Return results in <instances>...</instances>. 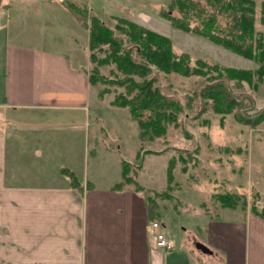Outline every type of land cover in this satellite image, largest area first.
<instances>
[{
	"label": "crops",
	"instance_id": "0c3cea01",
	"mask_svg": "<svg viewBox=\"0 0 264 264\" xmlns=\"http://www.w3.org/2000/svg\"><path fill=\"white\" fill-rule=\"evenodd\" d=\"M50 9L48 24L64 23L81 43L35 34L40 14L0 9V264H264V217L242 212L232 226L208 216L205 237L178 241L132 186L77 170L99 121L88 32L70 8ZM153 221L170 249L156 245Z\"/></svg>",
	"mask_w": 264,
	"mask_h": 264
},
{
	"label": "rangeland",
	"instance_id": "374dc122",
	"mask_svg": "<svg viewBox=\"0 0 264 264\" xmlns=\"http://www.w3.org/2000/svg\"><path fill=\"white\" fill-rule=\"evenodd\" d=\"M17 1L16 4L20 3L18 6L0 5L2 15L16 10L40 14L37 16L40 22L33 32H40L42 36H50L49 32H54L64 41L81 43L78 36L75 42L76 36H72V31L64 23H59V27L48 24L54 15L45 19L49 7L52 8L50 10L70 8L83 25H88L90 17L97 15L106 26L113 29L117 23L116 17H120L160 33L171 40L177 55L187 53L190 65H195V68L201 63L197 59L204 60L208 67L216 65L220 69L228 66L253 71L258 67L257 62L175 27L162 18L159 9L169 11L167 4L172 0ZM184 1V4H188L184 9L185 14L192 15L191 26L199 25L203 21L200 17L205 19L211 12L204 0ZM260 1L255 0L258 9ZM3 2L12 3L10 0ZM171 15L178 16L175 12ZM217 20L221 26L225 25L224 18L219 16ZM255 30L264 31V25L256 21ZM57 49L64 51L68 47L58 45ZM95 52L96 59L104 56L97 50ZM111 68H114L113 64L101 66L98 70L107 76ZM201 69L200 73L183 76L152 68L149 77L154 78L160 92L177 103L181 110L175 114L174 121L166 126L163 135L145 136L143 139L139 138L137 121L131 118L127 108L109 105L113 93L123 92L124 87L113 83L95 84L96 94L92 103L96 106L95 116L99 121H95L90 130L88 165L81 160L77 166L79 172L84 167L88 170L90 181L103 184V181L112 178L129 189L131 186L135 188L133 182L123 181L121 174L122 159L128 161L130 168L134 169L131 175L142 187L138 191L147 206L151 211L157 210L156 217L167 223L170 237L178 241L189 235L205 237L210 216L220 223L234 226L240 224L242 212H251L253 202L258 204L259 210L264 207V120L250 126L235 117L239 114L243 117L259 115L264 111V76L260 78L253 73L251 80L246 81L230 79L220 69ZM218 81H223L241 110L236 107L231 113H218L212 109V103L205 94L216 90L212 85ZM103 87H107L110 94L97 98L98 91ZM144 150L149 153L144 154ZM168 164H171L173 172L170 190H167ZM103 170H109V175ZM164 190L170 196L159 195ZM217 194L237 196V206L233 209L222 207ZM201 255L204 259L210 258L204 252ZM214 264H223V261L216 260Z\"/></svg>",
	"mask_w": 264,
	"mask_h": 264
},
{
	"label": "trees",
	"instance_id": "16d2710c",
	"mask_svg": "<svg viewBox=\"0 0 264 264\" xmlns=\"http://www.w3.org/2000/svg\"><path fill=\"white\" fill-rule=\"evenodd\" d=\"M204 1L211 12L205 19L200 17L203 21H200V24L196 26H191L190 17L192 15L185 14L184 9L188 7V4H184V0L170 1L167 4L169 11L163 12V9L160 8L159 14L175 27L196 34L257 62L258 67L255 70L228 66H222L220 69L216 65L211 68L202 59L196 60L201 63L195 68V65H190L187 53L177 55L174 52L172 42L168 37L126 18L116 17L117 23L113 29L106 26L97 15L91 16L88 25H85L88 32L89 83L92 85L113 83L116 86L124 87L123 92L113 93V99L109 101V104L114 107L127 108L131 118L137 121L140 139L145 136L163 135L166 126L174 121L175 114L181 110L177 103L170 101L160 92L155 85L154 78L149 77L153 67L166 73L175 72L183 76L200 73L201 67L215 71L220 69L230 79L250 81L253 73H256L260 78L264 76V31L255 30L256 21L264 25V0L260 1L259 9L255 0ZM171 11L178 16L171 15ZM219 16L224 18V26L218 23L217 17ZM115 31H117L116 34ZM104 46L106 47L103 48ZM96 50L103 53L104 56L96 59ZM109 64H113L114 68L109 70L108 75L100 74L98 68ZM217 86H221V88H216ZM212 87L216 90L207 91L205 94L212 103V109L218 113H231L238 103L235 102L226 86L224 87L223 81H218ZM97 94L99 98H102L104 95L110 94V91L107 87H103ZM235 117L240 122L253 126L264 120V111L259 115L243 117L239 114ZM242 117L246 119L244 120ZM143 153L146 154L149 151L144 150ZM130 166L128 161L122 160L123 181L133 182L134 189L138 191L142 187L131 175L132 168ZM172 175L171 164H168L167 190L172 188ZM70 177L74 186H78L74 176L70 174ZM167 190L159 195L170 196ZM217 198L224 208L233 209L237 206L238 198L235 195L219 194ZM258 208V204L253 202L250 208L251 213L264 217V207H261V210Z\"/></svg>",
	"mask_w": 264,
	"mask_h": 264
},
{
	"label": "built area",
	"instance_id": "2783aa9c",
	"mask_svg": "<svg viewBox=\"0 0 264 264\" xmlns=\"http://www.w3.org/2000/svg\"><path fill=\"white\" fill-rule=\"evenodd\" d=\"M152 229L154 230V236L156 238V245L164 249H170L171 244L168 237L166 236L165 230L162 228L161 223L158 221H153Z\"/></svg>",
	"mask_w": 264,
	"mask_h": 264
},
{
	"label": "water",
	"instance_id": "95a60500",
	"mask_svg": "<svg viewBox=\"0 0 264 264\" xmlns=\"http://www.w3.org/2000/svg\"><path fill=\"white\" fill-rule=\"evenodd\" d=\"M196 246L198 248H200L204 252H209V249L206 246L202 245V244H197Z\"/></svg>",
	"mask_w": 264,
	"mask_h": 264
}]
</instances>
